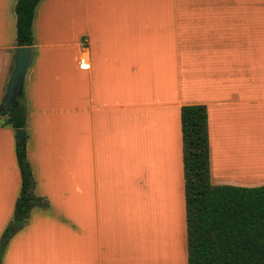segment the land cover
Listing matches in <instances>:
<instances>
[{
  "label": "crops",
  "instance_id": "crops-1",
  "mask_svg": "<svg viewBox=\"0 0 264 264\" xmlns=\"http://www.w3.org/2000/svg\"><path fill=\"white\" fill-rule=\"evenodd\" d=\"M16 3L0 0V105ZM33 35L27 156L49 207L0 264H188L182 107H207L213 185H264V0H41ZM21 186L0 126V240Z\"/></svg>",
  "mask_w": 264,
  "mask_h": 264
},
{
  "label": "trees",
  "instance_id": "trees-1",
  "mask_svg": "<svg viewBox=\"0 0 264 264\" xmlns=\"http://www.w3.org/2000/svg\"><path fill=\"white\" fill-rule=\"evenodd\" d=\"M41 0H17L16 45H34L33 24ZM1 106V105H0ZM3 121L1 122V119ZM185 178L188 264H264V185H213L210 175L209 117L205 105L181 110ZM0 126L26 129L23 94L12 108L0 113ZM16 138V157L22 186L13 220L0 240V262L16 231L14 221H27L34 208L47 209L48 201L35 194V180L27 156V141Z\"/></svg>",
  "mask_w": 264,
  "mask_h": 264
},
{
  "label": "water",
  "instance_id": "water-1",
  "mask_svg": "<svg viewBox=\"0 0 264 264\" xmlns=\"http://www.w3.org/2000/svg\"><path fill=\"white\" fill-rule=\"evenodd\" d=\"M33 52V46L14 48V69L7 84L4 101L0 106V113H3L8 108H12L16 102V99L23 94L25 75L31 64ZM15 133L19 138L20 145L25 144L27 140L26 129H16ZM25 224L26 221L17 219L14 221L12 230L17 231Z\"/></svg>",
  "mask_w": 264,
  "mask_h": 264
},
{
  "label": "built area",
  "instance_id": "built-area-1",
  "mask_svg": "<svg viewBox=\"0 0 264 264\" xmlns=\"http://www.w3.org/2000/svg\"><path fill=\"white\" fill-rule=\"evenodd\" d=\"M80 66L82 69H89L90 67L89 60L86 57H82L80 60Z\"/></svg>",
  "mask_w": 264,
  "mask_h": 264
},
{
  "label": "rangeland",
  "instance_id": "rangeland-1",
  "mask_svg": "<svg viewBox=\"0 0 264 264\" xmlns=\"http://www.w3.org/2000/svg\"><path fill=\"white\" fill-rule=\"evenodd\" d=\"M4 118L1 119V122L3 121Z\"/></svg>",
  "mask_w": 264,
  "mask_h": 264
}]
</instances>
